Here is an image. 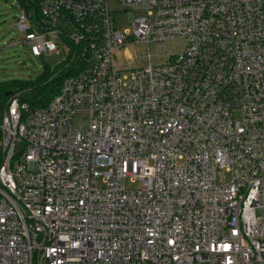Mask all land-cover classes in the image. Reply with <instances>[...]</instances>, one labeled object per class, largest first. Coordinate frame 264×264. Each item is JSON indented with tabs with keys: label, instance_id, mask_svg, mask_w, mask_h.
I'll list each match as a JSON object with an SVG mask.
<instances>
[{
	"label": "built area",
	"instance_id": "obj_1",
	"mask_svg": "<svg viewBox=\"0 0 264 264\" xmlns=\"http://www.w3.org/2000/svg\"><path fill=\"white\" fill-rule=\"evenodd\" d=\"M15 1L16 43L71 68L0 114V264H264V0ZM135 39L183 47L121 68Z\"/></svg>",
	"mask_w": 264,
	"mask_h": 264
},
{
	"label": "rangeland",
	"instance_id": "obj_2",
	"mask_svg": "<svg viewBox=\"0 0 264 264\" xmlns=\"http://www.w3.org/2000/svg\"><path fill=\"white\" fill-rule=\"evenodd\" d=\"M16 6L15 0H0V85L18 84L19 87L16 88V91L20 92L21 84L34 83L42 75L46 66L58 65L56 66L57 71H63L68 60L63 61L65 64H61L63 56H58L56 53L36 57L30 54L26 45L16 43L18 30L15 20L19 15ZM110 7L111 9L117 8L113 2L110 3ZM142 15H144L142 12L134 9L121 11L114 15L115 26L121 33L128 34L132 29L131 16L137 18ZM182 47L183 43L179 41L161 45L157 43L146 44L135 39L134 42L115 51V61L121 68H125V65L128 64L129 69L145 67L149 61L152 65L166 64L167 54H177L182 50ZM148 55L150 59H148ZM125 56L131 59L127 60ZM53 72L57 74L55 69ZM73 122L77 128H86L88 125L87 118L82 115L75 116ZM217 178L219 182H227L230 175L226 171L219 170L217 171ZM125 186L127 188L137 187L130 177L125 180Z\"/></svg>",
	"mask_w": 264,
	"mask_h": 264
},
{
	"label": "trees",
	"instance_id": "obj_3",
	"mask_svg": "<svg viewBox=\"0 0 264 264\" xmlns=\"http://www.w3.org/2000/svg\"><path fill=\"white\" fill-rule=\"evenodd\" d=\"M60 63L65 64L63 61ZM56 66L58 65L46 66L42 75L34 83H22L20 92L16 91V88L19 87L18 84L8 83L0 85V114L6 105L8 99L6 94L8 92L17 94L19 99L27 103L32 110L45 108L60 90L69 74L71 63L67 61V66L63 68V71L59 72ZM53 69L56 70L57 74L53 72Z\"/></svg>",
	"mask_w": 264,
	"mask_h": 264
},
{
	"label": "water",
	"instance_id": "obj_4",
	"mask_svg": "<svg viewBox=\"0 0 264 264\" xmlns=\"http://www.w3.org/2000/svg\"><path fill=\"white\" fill-rule=\"evenodd\" d=\"M13 94H14L13 92H8V93L6 94V96H7V97H11V96H13Z\"/></svg>",
	"mask_w": 264,
	"mask_h": 264
}]
</instances>
